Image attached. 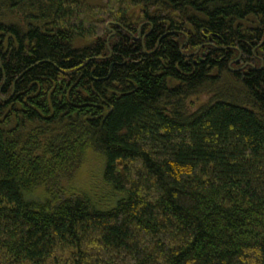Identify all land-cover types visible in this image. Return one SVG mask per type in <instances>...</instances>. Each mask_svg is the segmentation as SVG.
<instances>
[{"label":"trees","instance_id":"1","mask_svg":"<svg viewBox=\"0 0 264 264\" xmlns=\"http://www.w3.org/2000/svg\"><path fill=\"white\" fill-rule=\"evenodd\" d=\"M0 264H264V0H0Z\"/></svg>","mask_w":264,"mask_h":264},{"label":"rangeland","instance_id":"2","mask_svg":"<svg viewBox=\"0 0 264 264\" xmlns=\"http://www.w3.org/2000/svg\"><path fill=\"white\" fill-rule=\"evenodd\" d=\"M103 166V157L91 152L87 162L78 174V186L81 187L83 190L86 189L94 195H98L99 193H101L102 188H104V190L108 192V189H105V185L101 178ZM104 196V194L99 195L98 201L100 204L106 203V198Z\"/></svg>","mask_w":264,"mask_h":264}]
</instances>
